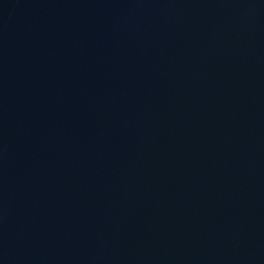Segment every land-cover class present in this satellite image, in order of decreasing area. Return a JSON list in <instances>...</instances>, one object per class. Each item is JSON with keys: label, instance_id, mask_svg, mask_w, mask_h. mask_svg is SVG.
Here are the masks:
<instances>
[{"label": "water", "instance_id": "95a60500", "mask_svg": "<svg viewBox=\"0 0 264 264\" xmlns=\"http://www.w3.org/2000/svg\"><path fill=\"white\" fill-rule=\"evenodd\" d=\"M0 264H264V0H0Z\"/></svg>", "mask_w": 264, "mask_h": 264}]
</instances>
